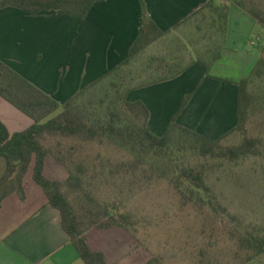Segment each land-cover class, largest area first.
<instances>
[{"label":"trees","instance_id":"obj_1","mask_svg":"<svg viewBox=\"0 0 264 264\" xmlns=\"http://www.w3.org/2000/svg\"><path fill=\"white\" fill-rule=\"evenodd\" d=\"M96 1L0 0V9L13 6L29 13L63 10L82 19ZM225 1L230 4L208 0L180 23L184 24L198 14L206 22V36H202L197 43L178 39L177 47L168 45L165 52L152 55H146V50L168 33L160 30L144 14L139 34L126 59L61 104L0 59V97L33 120L26 129L10 134L0 119V160L3 163L0 206L3 199L13 193L20 199L25 198L24 177L31 169L32 178L44 191L47 203L59 211L61 226L82 262L108 264L102 251L91 249L86 232L91 228L111 227L131 232L134 221L131 213L118 212L113 204L94 207V198L85 191L84 184L90 183L85 179L88 172L94 170L95 163L98 162L101 172V168L111 162L98 149H113L121 159L120 164L110 165V174H117L125 168L135 176L147 163L153 174H159L162 179L168 178L182 198L198 205L205 202L199 196L200 192L211 193L201 159L210 157L237 161L250 154L258 155L263 141L247 134V123L256 113L264 114L263 56L257 58L247 76L237 81L236 125L220 138L212 139L181 126L175 122V117L162 135H156L148 126L149 112L144 104L127 99L132 89L172 79L195 62L210 67L219 60L226 47L231 5L249 14L264 28L262 11L246 5L243 0ZM187 55L189 61H186ZM141 60L143 65L137 67ZM52 114L55 115L50 117ZM235 132L242 135L241 142L223 146L222 140ZM96 149L97 152H94ZM126 154L129 158L124 161L122 159ZM48 155L66 169L68 175L64 181L51 180L44 175ZM67 191L76 193L75 198L80 203L78 209ZM82 195L91 206L81 203ZM206 201L215 208L209 197ZM94 208L99 210L94 211ZM82 209L85 210L83 213ZM236 237L240 246L248 252V259L264 252V235L240 234ZM145 264H160V259L154 256Z\"/></svg>","mask_w":264,"mask_h":264},{"label":"crops","instance_id":"obj_2","mask_svg":"<svg viewBox=\"0 0 264 264\" xmlns=\"http://www.w3.org/2000/svg\"><path fill=\"white\" fill-rule=\"evenodd\" d=\"M207 1L97 0L82 19L63 10L29 13L7 6L0 9V59L61 104L126 59L144 14L169 34ZM239 14L242 10L231 5L227 37L231 20ZM226 49L210 67L195 62L172 79L129 91L128 101H140L147 108L154 134L162 135L174 117L177 124L212 139L234 128L237 81L257 58L241 57L235 45L230 51L236 56ZM0 119L10 134L33 123L1 97ZM49 157L44 175L64 181L68 173L64 179L47 174L53 158ZM24 190V199L13 193L0 206V264H77L78 254L61 226L60 213L47 203L31 169L24 177Z\"/></svg>","mask_w":264,"mask_h":264},{"label":"rangeland","instance_id":"obj_3","mask_svg":"<svg viewBox=\"0 0 264 264\" xmlns=\"http://www.w3.org/2000/svg\"><path fill=\"white\" fill-rule=\"evenodd\" d=\"M243 1L264 13V0ZM220 2L230 4L225 0ZM205 23L198 14L150 46L145 54L163 53L168 45L175 48L178 39L197 43L202 36H206ZM230 31L225 45L228 54L236 56L230 51L235 45L241 57L250 60L264 57V28L249 14L242 11L234 17L230 22ZM260 36L261 40L258 39ZM186 58L189 61L188 55ZM142 63V60L139 61L137 67ZM249 72L247 70L243 77ZM225 80L232 82L230 78ZM189 98L190 94L185 97L180 109ZM247 130L248 135L263 141L261 153L250 154L237 161L210 157L201 159L211 193H199L205 200L200 205L182 198L169 179L153 174L147 163L135 176L125 168L117 174H110V165L120 164L121 159L113 149H98L111 162L105 164L101 172L98 162L95 163L94 170H90L85 179L90 182L84 184L85 191L94 198V207L113 204L117 207L116 211L131 213L134 225L131 232L121 227L89 229L91 231H87L86 239L91 249L102 251L109 264H145L154 256L159 257L160 264H264V252L248 259V252L240 246L236 237L240 234L264 235V114L251 116ZM241 140L242 135L235 132L221 143L232 146ZM128 158L126 154L122 160ZM2 170L3 165L0 166V175ZM46 172L56 179H64L67 174L66 169L53 158L49 159ZM67 195L78 209L80 203L75 198L76 193L67 191ZM208 197L215 208L206 201ZM81 198L82 204L91 206V203H86V197L82 195ZM77 264H84L79 257Z\"/></svg>","mask_w":264,"mask_h":264}]
</instances>
